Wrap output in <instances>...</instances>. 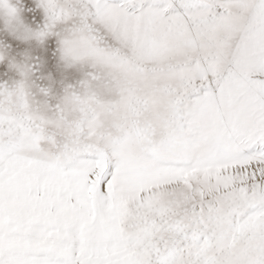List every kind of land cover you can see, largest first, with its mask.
<instances>
[{
	"label": "snow or ice",
	"instance_id": "6c2138e0",
	"mask_svg": "<svg viewBox=\"0 0 264 264\" xmlns=\"http://www.w3.org/2000/svg\"><path fill=\"white\" fill-rule=\"evenodd\" d=\"M0 20V264H264V0Z\"/></svg>",
	"mask_w": 264,
	"mask_h": 264
},
{
	"label": "bare ground",
	"instance_id": "6f19581e",
	"mask_svg": "<svg viewBox=\"0 0 264 264\" xmlns=\"http://www.w3.org/2000/svg\"><path fill=\"white\" fill-rule=\"evenodd\" d=\"M10 2H12V3H16L17 0H10ZM0 23H2V20H0Z\"/></svg>",
	"mask_w": 264,
	"mask_h": 264
}]
</instances>
